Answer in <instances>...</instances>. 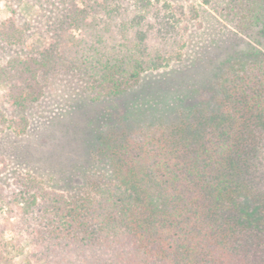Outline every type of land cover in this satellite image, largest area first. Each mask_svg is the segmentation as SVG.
Instances as JSON below:
<instances>
[{
    "label": "trees",
    "instance_id": "obj_1",
    "mask_svg": "<svg viewBox=\"0 0 264 264\" xmlns=\"http://www.w3.org/2000/svg\"><path fill=\"white\" fill-rule=\"evenodd\" d=\"M92 10L93 22H80L84 34L63 48L103 96L128 94L145 74L183 60L188 22L170 7L104 0ZM0 29L4 41L21 40L12 23ZM6 68L7 76L32 77L16 61ZM249 70L227 75L216 111L175 101L165 113L179 120L159 124L148 148L111 136L105 182L61 196L22 180L25 199L13 217L43 263L264 264V192L249 175L264 151V68ZM25 89L7 90L16 106L33 99ZM14 252L12 239H0V264H20Z\"/></svg>",
    "mask_w": 264,
    "mask_h": 264
},
{
    "label": "rangeland",
    "instance_id": "obj_2",
    "mask_svg": "<svg viewBox=\"0 0 264 264\" xmlns=\"http://www.w3.org/2000/svg\"><path fill=\"white\" fill-rule=\"evenodd\" d=\"M103 1L0 0V27L12 23L21 33L15 43L0 36V239H12L20 264H44L25 237L26 226L13 217L25 199L22 180H39L61 196L105 182L111 136L148 148L159 124L179 120L178 113H165L175 101L216 111L233 69L253 74L264 68V0H151L188 22L183 60L145 74L128 94L103 96L87 69L66 62L63 48L84 34L80 22H93L92 8ZM15 61L32 77L7 76V64ZM12 85L25 87L33 99L16 106L7 91ZM251 170L250 183L264 192V151Z\"/></svg>",
    "mask_w": 264,
    "mask_h": 264
}]
</instances>
